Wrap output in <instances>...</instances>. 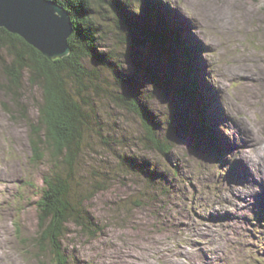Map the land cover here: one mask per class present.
Masks as SVG:
<instances>
[{"label":"rangeland","instance_id":"1","mask_svg":"<svg viewBox=\"0 0 264 264\" xmlns=\"http://www.w3.org/2000/svg\"><path fill=\"white\" fill-rule=\"evenodd\" d=\"M161 3L191 49L192 80H197L203 98L193 101L171 88L148 102L159 116L161 135L174 129L168 137L173 148L166 155L144 149L137 140L143 125L136 117L101 102L98 115L110 144L98 147V152H90L87 145L77 162L78 181H84L78 192L85 197L96 231L91 234L73 221L66 224L58 238L61 261L264 264V180L258 171L264 167L259 158L264 153V0ZM139 8L132 6L134 18ZM103 22L113 37V21ZM113 41L117 42L101 44L110 46ZM142 48L148 52V67L167 68L165 49L154 44ZM168 68L165 79L169 70L178 72L177 66ZM185 71H180L182 76ZM140 73L147 89L156 85L146 71ZM176 81L185 87L189 78ZM22 93L26 114L17 104L4 106L7 93L0 85V264H59L52 240L40 245L44 230L40 233L39 202L51 168V155L35 161L31 142L41 91L28 83ZM196 108L211 143L203 139ZM188 119L196 122L195 129ZM205 141L209 145L203 149ZM120 154L146 157L154 170L167 174L173 193L163 198L157 189L148 191ZM176 167L179 175L174 178ZM142 178L147 180L148 174ZM247 202L257 210H248Z\"/></svg>","mask_w":264,"mask_h":264},{"label":"trees","instance_id":"2","mask_svg":"<svg viewBox=\"0 0 264 264\" xmlns=\"http://www.w3.org/2000/svg\"><path fill=\"white\" fill-rule=\"evenodd\" d=\"M53 1L71 15L73 31L68 38L69 54L48 58L22 36L0 27V85L7 93L8 101L4 106L10 109V105L17 104L23 107V114L27 113L24 86L29 83L41 91L40 100L35 102L39 119L33 126L31 142L35 161L42 162L51 155V168L44 178L45 190L39 202L40 233L44 230L40 245L52 240L59 264H63L58 238L67 229L66 224L73 221L83 224L91 234L96 231L84 206L85 197L78 192V185L84 181H78L77 162L87 145L90 152H98V147L110 144L98 115L101 102L106 108L112 106L136 117L143 125V133L137 140L144 149L166 155L173 148L168 137L174 129H166V136L161 135L157 127L159 116L148 102L163 89L172 88L185 97L192 96L194 101L200 97V91L196 79L192 80L191 49L167 18L161 0ZM135 4L140 7V13L134 18L132 6ZM105 19L113 21V37L109 36ZM109 39L117 42L102 46L101 43L106 44ZM148 44L165 49L169 59L167 68L159 64L154 65L155 70L153 65L148 67V52L142 48ZM159 62L163 60L159 58ZM172 66H177L178 72L169 70L170 75L165 79V72ZM185 69L182 76L180 71ZM141 70L156 82L149 90L143 84ZM182 78H189V82H183L185 87L176 81ZM196 110L200 120L202 113ZM188 120L193 123V119ZM171 121L173 119L169 118L170 125ZM119 156L127 161L129 171L148 191L157 189L163 198L173 193L167 174L154 170L146 157ZM176 169L178 167L171 174L174 178L179 175ZM147 174V180L143 179Z\"/></svg>","mask_w":264,"mask_h":264},{"label":"water","instance_id":"3","mask_svg":"<svg viewBox=\"0 0 264 264\" xmlns=\"http://www.w3.org/2000/svg\"><path fill=\"white\" fill-rule=\"evenodd\" d=\"M0 27L22 36L48 58L70 52L71 15L53 0H0Z\"/></svg>","mask_w":264,"mask_h":264},{"label":"bare ground","instance_id":"4","mask_svg":"<svg viewBox=\"0 0 264 264\" xmlns=\"http://www.w3.org/2000/svg\"><path fill=\"white\" fill-rule=\"evenodd\" d=\"M207 113V112H206ZM211 123V122H210ZM211 126H212V124H211ZM214 126V125H213ZM215 133H216V135L218 136V139L219 140H221V141H223V136H220L219 134H218V132L216 131V129H215ZM262 138V137H261ZM263 139H264V137L261 139L262 141H263ZM257 141V140H256ZM220 142V141H219ZM264 146V145H263ZM203 149H205V147L203 148ZM263 149H264V147H263ZM260 155H259V158H260V160H261V162L262 163H264V153L262 152V153H259ZM258 157V156H257ZM257 159V158H256ZM258 161V160H257ZM257 166V165H256ZM258 171H260L259 172V176L261 177L260 179H263L264 180V173H263V171H264V167H262V166H260V168H258ZM257 180H259V179H257ZM257 182V181H256ZM252 184V183H251ZM229 199V198H228ZM247 205H246V207L248 208V210H257L256 208H258L257 206H251V204H250V202H247L246 203ZM252 207V208H251ZM236 213H238V212H234V213H232V214H236ZM247 214H250L249 212H247Z\"/></svg>","mask_w":264,"mask_h":264}]
</instances>
